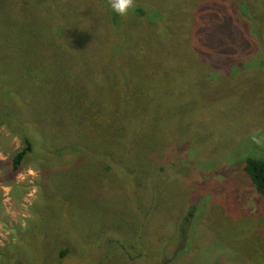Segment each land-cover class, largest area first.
Listing matches in <instances>:
<instances>
[{
    "label": "rangeland",
    "instance_id": "obj_1",
    "mask_svg": "<svg viewBox=\"0 0 264 264\" xmlns=\"http://www.w3.org/2000/svg\"><path fill=\"white\" fill-rule=\"evenodd\" d=\"M250 157L264 0H0V264H264Z\"/></svg>",
    "mask_w": 264,
    "mask_h": 264
},
{
    "label": "trees",
    "instance_id": "obj_2",
    "mask_svg": "<svg viewBox=\"0 0 264 264\" xmlns=\"http://www.w3.org/2000/svg\"><path fill=\"white\" fill-rule=\"evenodd\" d=\"M33 151L32 141L25 137L24 147L13 156V169L19 171L24 160ZM245 171L250 176L255 188L264 198V159L250 157L246 161ZM193 217L189 215L187 218Z\"/></svg>",
    "mask_w": 264,
    "mask_h": 264
},
{
    "label": "clouds",
    "instance_id": "obj_3",
    "mask_svg": "<svg viewBox=\"0 0 264 264\" xmlns=\"http://www.w3.org/2000/svg\"><path fill=\"white\" fill-rule=\"evenodd\" d=\"M135 0H110L112 10L120 15L127 16L134 6Z\"/></svg>",
    "mask_w": 264,
    "mask_h": 264
}]
</instances>
